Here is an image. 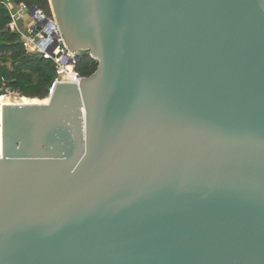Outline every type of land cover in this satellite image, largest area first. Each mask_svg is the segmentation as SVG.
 I'll return each instance as SVG.
<instances>
[{"label": "water", "instance_id": "obj_1", "mask_svg": "<svg viewBox=\"0 0 264 264\" xmlns=\"http://www.w3.org/2000/svg\"><path fill=\"white\" fill-rule=\"evenodd\" d=\"M49 2L98 67L0 89V264H264V0Z\"/></svg>", "mask_w": 264, "mask_h": 264}, {"label": "built area", "instance_id": "obj_2", "mask_svg": "<svg viewBox=\"0 0 264 264\" xmlns=\"http://www.w3.org/2000/svg\"><path fill=\"white\" fill-rule=\"evenodd\" d=\"M0 5L9 15L8 29L18 35L23 48L28 53L37 54L54 64L55 77L50 94L56 83L80 82L84 76L76 68L77 53L66 42L51 5V13L16 0H0ZM2 88H10L4 77L0 79V89ZM11 93L19 94V98L26 96L20 89L12 87Z\"/></svg>", "mask_w": 264, "mask_h": 264}, {"label": "trees", "instance_id": "obj_3", "mask_svg": "<svg viewBox=\"0 0 264 264\" xmlns=\"http://www.w3.org/2000/svg\"><path fill=\"white\" fill-rule=\"evenodd\" d=\"M16 1L40 7L51 13L49 0ZM8 21L7 10L0 5V79L4 77L10 87L20 89L26 97H44L55 77L54 64L37 54L28 53L20 43L18 35L8 29ZM6 53L8 56H3ZM8 59L10 64L7 63ZM97 67L98 62L89 52L84 53L76 65L82 76H90Z\"/></svg>", "mask_w": 264, "mask_h": 264}, {"label": "bare ground", "instance_id": "obj_4", "mask_svg": "<svg viewBox=\"0 0 264 264\" xmlns=\"http://www.w3.org/2000/svg\"><path fill=\"white\" fill-rule=\"evenodd\" d=\"M50 100V96L40 99V98H29V97H22V98H18L17 103H21V104H37V103H48Z\"/></svg>", "mask_w": 264, "mask_h": 264}, {"label": "rangeland", "instance_id": "obj_5", "mask_svg": "<svg viewBox=\"0 0 264 264\" xmlns=\"http://www.w3.org/2000/svg\"><path fill=\"white\" fill-rule=\"evenodd\" d=\"M86 52H89L91 55V52L89 50H87ZM3 56H8V53L4 54ZM7 63L10 64V59L7 60ZM49 95H50V92H48L47 95H45L44 97H39V96H37V97H39L40 99H43V98L48 97Z\"/></svg>", "mask_w": 264, "mask_h": 264}]
</instances>
